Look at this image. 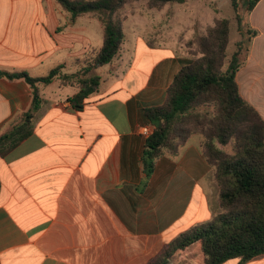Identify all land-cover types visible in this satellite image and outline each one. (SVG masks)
Instances as JSON below:
<instances>
[{"label": "crops", "instance_id": "obj_1", "mask_svg": "<svg viewBox=\"0 0 264 264\" xmlns=\"http://www.w3.org/2000/svg\"><path fill=\"white\" fill-rule=\"evenodd\" d=\"M93 19H72L57 0H0V71L41 78L60 57L54 68L72 72L95 51ZM246 26L255 35L236 80L264 119V0ZM180 59L138 36L132 51L122 48L98 70L102 88L81 111L70 102L77 87L41 86L33 135L0 155V264H153L179 235L221 212L212 205L219 186L198 135L146 176L143 132L151 125L143 111L164 104ZM32 99L25 81L0 78V136ZM248 264H264V255Z\"/></svg>", "mask_w": 264, "mask_h": 264}, {"label": "trees", "instance_id": "obj_2", "mask_svg": "<svg viewBox=\"0 0 264 264\" xmlns=\"http://www.w3.org/2000/svg\"><path fill=\"white\" fill-rule=\"evenodd\" d=\"M140 0H57L72 19L96 15L104 27L103 45L93 59L77 60L79 70L66 73L65 65L47 76L33 78L27 73L0 71V78L23 80L32 89L28 111L14 120L0 136V155L6 157L33 135L38 113L45 102L41 86L60 81L78 93L70 98L81 111L86 100L100 91L104 82L96 73L110 65L124 44V24L119 17L126 5ZM189 0H149L151 9L185 5ZM261 0H231L243 40L237 43L227 68L231 21L220 19L198 42L199 57L182 58L181 69L167 90L163 105L148 107L143 114L153 127L144 150L147 177L155 172L165 154L177 157L189 139L202 137V154L215 171L221 212L204 225L194 226L173 240L153 264H225L238 260L248 264L264 255V119L242 96L237 72L255 32L246 19ZM232 146V153L224 147Z\"/></svg>", "mask_w": 264, "mask_h": 264}, {"label": "rangeland", "instance_id": "obj_3", "mask_svg": "<svg viewBox=\"0 0 264 264\" xmlns=\"http://www.w3.org/2000/svg\"><path fill=\"white\" fill-rule=\"evenodd\" d=\"M148 1L132 2L120 12L119 17L123 21L125 33V45L123 44L122 48L132 51L135 40L139 36L150 47L170 49L178 58L192 59L200 56L198 54V42L201 37L206 35L208 29L220 19H229L231 21V34L225 65L227 68L237 50L236 43L241 40L231 0H189L185 5H167L163 10L149 8ZM60 9L62 10L61 7ZM87 16L95 18V20L93 19L94 23L90 25L95 51L90 56H85L80 60L93 59L103 45L104 27L102 23L96 15L89 14ZM141 46L140 56L142 55L140 52L144 49L142 42ZM145 59L150 58L145 57ZM61 60L60 57H56L49 61L48 71L44 75L47 76L52 71L55 65L54 61L60 63ZM73 65V71L71 72L70 69L67 73H75L79 70L80 67L77 63L74 62ZM98 70L96 71L97 74ZM223 149L232 153V146ZM218 202L212 201V205L214 209L219 208L221 211L220 202Z\"/></svg>", "mask_w": 264, "mask_h": 264}, {"label": "built area", "instance_id": "obj_4", "mask_svg": "<svg viewBox=\"0 0 264 264\" xmlns=\"http://www.w3.org/2000/svg\"><path fill=\"white\" fill-rule=\"evenodd\" d=\"M153 127L152 126H150V127H148V128H144V132H143V134L145 135V136H147V137H149L152 133H153Z\"/></svg>", "mask_w": 264, "mask_h": 264}]
</instances>
